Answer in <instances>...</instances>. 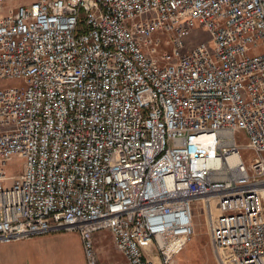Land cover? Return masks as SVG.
<instances>
[{
    "label": "built area",
    "instance_id": "obj_1",
    "mask_svg": "<svg viewBox=\"0 0 264 264\" xmlns=\"http://www.w3.org/2000/svg\"><path fill=\"white\" fill-rule=\"evenodd\" d=\"M19 1L0 0V82L19 83L0 89V244L78 232L100 264L93 236L109 230L128 264H175L202 202L222 262L264 264V0L4 15Z\"/></svg>",
    "mask_w": 264,
    "mask_h": 264
},
{
    "label": "rangeland",
    "instance_id": "obj_2",
    "mask_svg": "<svg viewBox=\"0 0 264 264\" xmlns=\"http://www.w3.org/2000/svg\"><path fill=\"white\" fill-rule=\"evenodd\" d=\"M32 1L21 0L9 3L4 6V15H7L18 4H27ZM160 39L162 45L167 43L166 39L162 37ZM208 40L209 36L207 33L201 29L196 30L188 41L189 48H193L199 43ZM17 85L19 83L16 81H3L0 82V89H7ZM240 142L242 144L247 143L246 140H241ZM249 154V152H242L244 158H247ZM6 173L8 177L22 174V160L16 159L11 162L6 169ZM213 212L216 213L215 211ZM194 214L195 234L189 244L177 254L175 264H235L230 260H225V263L222 262L218 253L214 251L209 231V212L206 211L202 202L194 206ZM110 234L112 233L109 230H103L93 236L95 252L99 263L114 264L115 262V264H128L124 257L121 256L122 254L120 255L116 252L111 237L113 235ZM79 239L85 254L83 242L77 233L57 232L46 234L43 237L12 243L5 248H1L0 264H86L77 248ZM85 258L87 260L86 254Z\"/></svg>",
    "mask_w": 264,
    "mask_h": 264
},
{
    "label": "bare ground",
    "instance_id": "obj_3",
    "mask_svg": "<svg viewBox=\"0 0 264 264\" xmlns=\"http://www.w3.org/2000/svg\"><path fill=\"white\" fill-rule=\"evenodd\" d=\"M205 32V31H204ZM206 33V32H205ZM208 35V34H207ZM204 42H206V41H204ZM202 43V42H201ZM200 44V43H199ZM197 46V45H196ZM233 160H237L235 157H233ZM23 162V161H22ZM237 164V163H236ZM21 175V174H20ZM19 176V175H18ZM14 177H17V176H14ZM197 203H199V202H197ZM197 203H195L194 205H193V221L191 220V230L193 229V233H192V235H191V238L190 239H192V237L194 236V234H195V225H194V218H195V214H194V206L197 204ZM163 230V228L162 229H158V230H155V231H153V233H156V232H160V231H162ZM62 232H64V231H62ZM101 232V231H100ZM67 233H77L79 236H80V234L78 233V232H67ZM97 233H99V232H97ZM96 234V233H95ZM94 234V235H95ZM44 235H42V236H36V237H32V238H29V239H33V238H38V237H43ZM80 238H81V236H80ZM114 238V237H113ZM27 240V239H26ZM82 240V239H81ZM24 241V240H23ZM191 241V240H190ZM189 241V242H190ZM115 242V241H114ZM189 242L183 247V249L189 244ZM93 244H94V242H93ZM116 245V244H115ZM117 248V247H116ZM182 249V250H183ZM94 250H95V246H94ZM118 250V249H117ZM181 250V251H182ZM180 251V252H181ZM179 252V253H180ZM96 253V252H95ZM120 254H122V253H120ZM122 256L124 257V255L122 254ZM95 258H96V260H97V262H99L98 261V259H97V256L95 255ZM124 259L126 260V258L124 257ZM127 261V260H126Z\"/></svg>",
    "mask_w": 264,
    "mask_h": 264
},
{
    "label": "crops",
    "instance_id": "obj_4",
    "mask_svg": "<svg viewBox=\"0 0 264 264\" xmlns=\"http://www.w3.org/2000/svg\"><path fill=\"white\" fill-rule=\"evenodd\" d=\"M110 235H112V234H110ZM112 237V240H113V245H114V248H115V250H116V252L118 253V254H120L118 251H117V249H116V245H115V242H114V238H113V236H111ZM19 242H21V241H19ZM13 243H18V242H13ZM12 243H9V244H0V252H1V248L2 247H7V246H9V245H11ZM77 248H78V250H79V253H80V255H81V257H82V259H83V261H84V263H86L87 264V260H86V258H85V254H84V251H83V247H82V243H81V241H80V239H79V243H78V245H77ZM2 253V252H1ZM1 253H0V255H1ZM121 255V254H120ZM122 256V255H121ZM99 258V257H98ZM100 260V259H99ZM114 264H115V262H114Z\"/></svg>",
    "mask_w": 264,
    "mask_h": 264
}]
</instances>
